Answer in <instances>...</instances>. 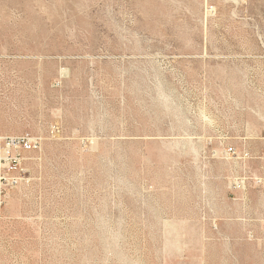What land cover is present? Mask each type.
I'll use <instances>...</instances> for the list:
<instances>
[{
    "label": "rangeland",
    "instance_id": "1",
    "mask_svg": "<svg viewBox=\"0 0 264 264\" xmlns=\"http://www.w3.org/2000/svg\"><path fill=\"white\" fill-rule=\"evenodd\" d=\"M25 134L0 264H264L220 212L264 199V0H0V136Z\"/></svg>",
    "mask_w": 264,
    "mask_h": 264
},
{
    "label": "crops",
    "instance_id": "2",
    "mask_svg": "<svg viewBox=\"0 0 264 264\" xmlns=\"http://www.w3.org/2000/svg\"><path fill=\"white\" fill-rule=\"evenodd\" d=\"M254 192L250 191L245 200L228 199L221 206V214L226 215L221 220L224 237L264 239V199Z\"/></svg>",
    "mask_w": 264,
    "mask_h": 264
},
{
    "label": "built area",
    "instance_id": "3",
    "mask_svg": "<svg viewBox=\"0 0 264 264\" xmlns=\"http://www.w3.org/2000/svg\"><path fill=\"white\" fill-rule=\"evenodd\" d=\"M36 140L27 134L0 136V188L19 180L23 171V154L36 148Z\"/></svg>",
    "mask_w": 264,
    "mask_h": 264
}]
</instances>
